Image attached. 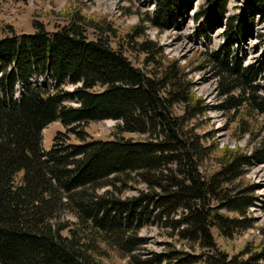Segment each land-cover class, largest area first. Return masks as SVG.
<instances>
[{"label": "trees", "instance_id": "trees-1", "mask_svg": "<svg viewBox=\"0 0 264 264\" xmlns=\"http://www.w3.org/2000/svg\"><path fill=\"white\" fill-rule=\"evenodd\" d=\"M244 1L235 17H227L228 0H216L204 17L210 26L224 23L229 41L253 36L264 0ZM191 2L158 0L155 23L171 24ZM66 16L69 23L53 31L38 20L34 32L0 37V264H104L100 244L112 238L136 264H191L198 256L179 259L181 250L170 242L150 258L134 253L144 242L137 234L143 220L171 224L169 237L178 229L182 238L205 247L213 246L215 230L230 236L255 228L249 209L258 200V184L247 172L264 164L261 68L230 56L228 44L209 54L222 96L218 106L231 111L234 135L248 134L253 143L251 149L220 147L213 127L202 130L210 105L178 57L146 40L138 50L145 55L132 61L106 39L107 21L79 8ZM89 27L95 37L86 34ZM37 74L50 75L56 86L32 85ZM18 81L24 89L16 96ZM65 83L75 86L65 90ZM105 119L115 121L116 136L87 138V123ZM55 120L68 129L69 140L58 132L45 151L43 129ZM118 182L146 187L124 199L107 189L99 193ZM63 211L77 220L58 221ZM67 226L68 234L62 233ZM242 251L230 258L221 251L200 257L203 264H264V238Z\"/></svg>", "mask_w": 264, "mask_h": 264}, {"label": "rangeland", "instance_id": "rangeland-1", "mask_svg": "<svg viewBox=\"0 0 264 264\" xmlns=\"http://www.w3.org/2000/svg\"><path fill=\"white\" fill-rule=\"evenodd\" d=\"M215 1L192 0L190 5H185L182 11L174 14L175 18L171 24L160 27L161 25L155 23L154 19L158 0H0V37L12 36L15 33L34 32L36 31L35 22L38 20L46 29L53 31L69 23L70 20L66 16L67 10L73 11L79 8L82 14L97 22L107 21L109 28L105 32L106 39L112 45L123 50L124 54L132 61L142 59L145 55V53L138 51L140 50V43L146 40L156 42L155 45L157 43L161 45L169 56H176L183 66L187 65L196 93L201 95L210 105L208 107L209 117L206 119L205 127H202V130L208 131L213 127L216 130V140H218L220 147L251 149L253 143L248 134L240 137L234 135L236 123L233 120L234 117L232 118L228 114L231 111L227 109L225 112L223 108L218 106L222 102V96L219 93L218 81L213 72V63L208 59L209 54L220 51L222 45L228 44L230 56L233 54L239 57L245 66L252 65L255 68H261L257 82L262 84L264 92V13L257 14V25L253 36L238 37L234 41H229L224 32V23L210 26L204 17L208 7H211ZM228 3L227 17L237 16L245 5L244 0H228ZM138 31L139 33H136ZM85 32L89 37H95L97 34L94 27L87 28ZM138 62L141 63V61ZM191 63L197 67L191 69ZM74 86L72 83H65L63 89L70 90ZM68 102L76 105L75 101ZM114 123L115 121L111 119L89 121L85 126V130L89 134H87V138L103 140L114 138L116 136ZM197 130L201 132V128ZM58 132L63 133L61 134L63 138L68 136H65L68 134V129L60 120L49 123L43 129V147L46 150L52 147L54 137ZM124 135L126 137H138L136 134L127 132ZM70 141H76L72 133ZM21 176L22 172H19L15 179L16 184L20 183ZM247 178L258 184V189H256L258 200L249 209L255 228L249 227L247 230L236 232L230 236L215 230L213 246L205 247L192 241L191 238H182L178 229H174L172 237H169L165 230L167 228L171 230V224L169 223V227H163L156 218L150 217L148 220L144 219L142 227L137 229L138 236L143 237L144 242L140 249H136V247L133 252L136 251V254L143 258H150L153 252H163L170 242V246H174L172 248L181 250L178 253L179 259L186 256L187 253L194 257L198 256L191 264H203L200 255H205V252L208 251L212 253L221 251L226 253L229 258L233 255H242L243 249L264 238V234H261L264 230V208H262L264 164H253L248 169ZM117 186L115 189V187L108 185L98 191L102 193L107 189L112 194L124 199L138 195L140 190L146 187L143 182L135 186H122L118 182ZM179 214H181L180 211L175 217H178ZM59 217L58 221L60 222L61 219L70 223L77 220L70 211L59 213ZM69 227L64 228L62 233L68 234ZM260 227L261 229H258ZM178 236L182 239L180 240ZM100 245L104 246L105 251L102 254L99 253V260L104 264H136L135 260L131 255L125 253L120 244H115L113 238ZM177 261L172 263L178 264ZM158 264L171 263L167 259Z\"/></svg>", "mask_w": 264, "mask_h": 264}]
</instances>
